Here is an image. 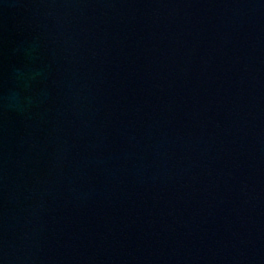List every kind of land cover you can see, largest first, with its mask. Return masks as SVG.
I'll use <instances>...</instances> for the list:
<instances>
[{"label":"water","instance_id":"95a60500","mask_svg":"<svg viewBox=\"0 0 264 264\" xmlns=\"http://www.w3.org/2000/svg\"><path fill=\"white\" fill-rule=\"evenodd\" d=\"M0 264H264V0H0Z\"/></svg>","mask_w":264,"mask_h":264}]
</instances>
